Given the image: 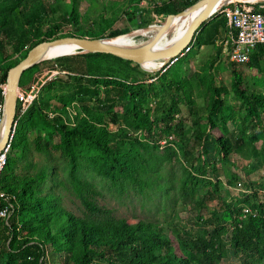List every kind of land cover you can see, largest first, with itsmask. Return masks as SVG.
Here are the masks:
<instances>
[{"label":"trees","instance_id":"trees-1","mask_svg":"<svg viewBox=\"0 0 264 264\" xmlns=\"http://www.w3.org/2000/svg\"><path fill=\"white\" fill-rule=\"evenodd\" d=\"M176 1L154 3V19L178 13L198 0ZM63 3L0 0V71L4 80L9 69L44 40L103 36L102 31L62 33L64 24L78 26L81 22L75 0H71L70 8L57 12ZM257 9L264 10V1ZM148 24L143 20L139 27ZM228 31L227 18L220 11L203 25L181 61L162 74L107 53L46 59L22 73L20 87L28 85L39 68L59 67L56 78L45 87L54 90L71 84L74 90L55 97V103L39 98L16 128L0 177V206L8 207L10 213L7 220L0 218L4 264H48V260L53 264H221L229 250L238 257L239 264H264V201H252L257 194L254 191L227 200L205 169L209 161L219 160L231 167L229 186L243 180L264 192V182L253 181L249 171L236 169L231 159L233 153L260 141L264 158V93L251 90L242 75L232 70L230 88L246 110L242 123H236L233 106L224 101L229 90L217 83L214 74V64L222 51L215 43ZM128 32L116 29L108 37ZM209 45L215 52L209 54L200 71H195L194 83L187 65L196 50ZM8 46L11 55L6 54ZM77 50L72 47L68 53ZM15 54H21L20 58L13 59ZM229 54L227 51L226 56ZM248 64L257 71L264 69L263 47L251 52ZM153 77L156 80L148 82ZM195 86L205 98V109L192 121L196 141L191 148H184L187 125L177 120V115L181 105L191 110L195 106ZM87 98L94 99L95 105L85 103ZM170 134L178 143L175 145L172 139L160 147L159 140ZM32 148L46 154L59 152L65 161L67 187L79 200L80 214L64 207L61 196L49 189L47 167L33 173L19 172L21 160ZM158 150L162 156L154 155ZM193 150L197 164L184 168L180 188L189 195L209 191L215 200L207 217H195L194 230L178 231L158 222L129 223L125 218H116L111 210L98 204L101 192L84 176L100 177L120 195L130 188L143 193L152 186L150 174L160 161L180 162V155H194ZM197 206L205 207L203 199Z\"/></svg>","mask_w":264,"mask_h":264},{"label":"rangeland","instance_id":"rangeland-1","mask_svg":"<svg viewBox=\"0 0 264 264\" xmlns=\"http://www.w3.org/2000/svg\"><path fill=\"white\" fill-rule=\"evenodd\" d=\"M141 1H144V5L148 3L161 4L163 2V0H75L81 22L78 26L64 24L62 33L69 30L74 33L85 30L95 33L102 31L103 36L99 38H106L111 31L116 29L129 31L133 29L141 30L139 26L143 20H148L149 24L163 23L166 16L162 15L154 19L151 9L145 6H138ZM181 1L178 0L174 3L178 4ZM70 4L71 0H64V3L60 7H57V12L59 9L70 8ZM215 44L222 51L214 64V74L217 83L228 88L229 93L224 96V101L226 104L233 106L235 110L234 120L239 124L242 123L246 110L244 103L235 96L230 88L233 77L231 72L235 69L242 75L244 82L251 90L264 93V69L257 71L255 67L248 63H234L229 61L226 52L220 44V40H217ZM226 47L228 48V46ZM203 48V50L195 51L187 65L189 71L192 73L190 75L194 83L193 74L195 71H200L204 65L205 57L215 52L210 45L204 46ZM6 54L11 55V48L9 46L6 47ZM20 56L21 54H15L13 59L20 58ZM51 69L57 70L59 73V67L52 68L46 65L33 73L29 82L31 83L37 76H41L44 72ZM73 90L74 87L71 84L60 85L59 88H55L54 90H48L47 87H44L39 98L54 100L58 95L73 93ZM194 100L196 104L192 110L186 105H181V110L178 114L177 120L182 119L187 125L184 133V148H191L190 146L196 141L195 128L192 126V121L195 115L201 114L205 109L206 101L203 94L199 91L198 86H195L194 89ZM52 102L55 103L56 101L54 100ZM85 103L94 106L95 100L87 98ZM230 129L233 132H237L233 126ZM173 139L176 145L178 140L174 135ZM261 149L262 144L260 141L256 145L245 147L242 152H236L231 155L236 169H247L252 180L256 182H264V158L261 154ZM193 153L194 155H180V162H171L165 159L160 161L161 163H158L157 167L150 174L152 186L146 188L143 193H140L135 188H130L126 193L120 195L100 177L92 174H85L84 176L95 183L101 192V195L97 197L98 204L111 210L116 218H125L129 223H134L138 220L158 222L178 231H185L187 229L194 230L197 229V225L194 223L195 217L200 215L207 217L209 211L214 206L215 200L212 199L211 192L209 191H200L189 195L180 188L184 168H190L197 164V155L194 150ZM154 155L162 156L161 150L154 151ZM42 167H47L50 170L51 179L48 181L49 189L53 193L61 196L64 207L76 214H80L81 206L79 200L69 189V186L67 187L65 181V161L61 158L59 152L52 150L51 153L46 154L37 152L32 148L30 154L21 160L19 172L33 173ZM205 169L207 171V177L217 184L218 188L221 189L222 196L227 200L243 198L244 193L249 194L250 190H252L257 193L255 197H251L252 201H264V192L256 184L250 187V184L240 180L238 182L242 183L241 189L237 187V184L229 186L228 179L231 175V167L224 166L219 160L209 161ZM158 175L160 177H157ZM200 199H203L205 204L203 208L197 206ZM227 247L230 249L229 245ZM1 252L0 264H4ZM48 264L53 263L51 260H48ZM221 264H239V259L229 250L228 256L222 259Z\"/></svg>","mask_w":264,"mask_h":264},{"label":"water","instance_id":"water-1","mask_svg":"<svg viewBox=\"0 0 264 264\" xmlns=\"http://www.w3.org/2000/svg\"><path fill=\"white\" fill-rule=\"evenodd\" d=\"M255 1L262 2L264 0ZM229 2L224 3L223 0H198L178 13L168 14L150 39L135 46H123L119 43L106 41L104 38H92L88 36H64L52 40H44L36 44L27 52L23 59L8 71L3 100V120L0 126V151L6 145L12 130L16 113L17 91L21 75L26 69L46 60V58H43V55L50 45L73 43L79 48L75 53L62 54L56 57L81 53H107L137 63L142 69L148 72H157L159 67L149 69L143 64L150 61H160V66H162L171 58L180 54L194 41L203 25L219 13L223 6L227 5ZM197 10L198 13L180 36L172 39L168 43L160 44L167 31L170 29L175 17L186 15ZM148 26L149 25L146 27Z\"/></svg>","mask_w":264,"mask_h":264},{"label":"built area","instance_id":"built-area-1","mask_svg":"<svg viewBox=\"0 0 264 264\" xmlns=\"http://www.w3.org/2000/svg\"><path fill=\"white\" fill-rule=\"evenodd\" d=\"M259 3V1L234 0L223 6L221 9V12H223L227 18L229 31L225 38L220 41V44L225 52L229 49L230 54L228 56V60L231 62L248 63L252 50L257 47L264 48V10H258L256 8ZM157 4L159 5L160 3ZM138 6H145L146 8L152 9L155 7V4L148 3L147 5H144V1H141ZM192 45L193 42L180 54L160 66L157 72L162 74L166 71V69L183 58L191 50ZM226 46H228V48ZM57 74V70L51 69L44 72L41 76H37L28 85L22 87L19 86L17 91L16 113L12 130L6 145L0 151V177L6 166L7 158L11 151L13 137L20 120L28 112L33 103L39 99L45 85L53 80ZM156 78L157 77H153L149 79L148 82H153ZM5 86L6 80L2 78V72L0 71V126L2 125L3 120ZM172 139L173 135L171 134L168 137H163L159 140L160 147H164L169 144ZM241 184V182L237 183V187L239 189H241ZM251 192L253 191L250 190L249 193ZM2 195L3 194H0V196ZM247 211L248 209H243L244 213ZM9 215L10 213L8 207L0 206V218L7 220Z\"/></svg>","mask_w":264,"mask_h":264},{"label":"bare ground","instance_id":"bare-ground-1","mask_svg":"<svg viewBox=\"0 0 264 264\" xmlns=\"http://www.w3.org/2000/svg\"><path fill=\"white\" fill-rule=\"evenodd\" d=\"M229 1H234V0H223L224 3L229 2ZM247 1H255V0H247ZM197 13H198V10L192 13L186 14V15L175 17L170 29L167 31V33L165 34V37L163 38L160 44L168 43L172 39L180 36L187 29V27L189 26V24L194 19ZM159 27H160V24L152 23V24H149L148 27H144V29H141V30L136 29L122 36L106 37L104 39L106 41H110L113 43H119L123 46H135V45L144 43L145 41L150 39ZM72 47L77 48V46L73 43H62L58 45H50L46 49L43 55V58L53 59L58 55L70 54L68 53V50ZM75 52L76 51L72 53H75ZM143 65L149 69H152V68L160 67L161 62L160 61H150V62H145Z\"/></svg>","mask_w":264,"mask_h":264},{"label":"crops","instance_id":"crops-1","mask_svg":"<svg viewBox=\"0 0 264 264\" xmlns=\"http://www.w3.org/2000/svg\"><path fill=\"white\" fill-rule=\"evenodd\" d=\"M203 47H204V46H203ZM203 47H202V48H203ZM202 48H201V50L204 49V48H203V49H202ZM255 49H256V48H255ZM255 49H254V50H255ZM204 50H205V49H204ZM254 50H252V51H254ZM208 56H209V54L207 55V57H205V61H206V59L208 58Z\"/></svg>","mask_w":264,"mask_h":264}]
</instances>
